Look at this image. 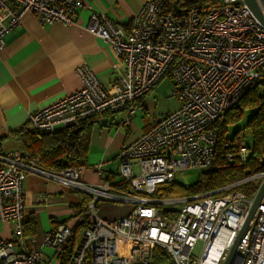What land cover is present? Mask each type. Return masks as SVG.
Returning <instances> with one entry per match:
<instances>
[{
	"label": "built area",
	"instance_id": "2783aa9c",
	"mask_svg": "<svg viewBox=\"0 0 264 264\" xmlns=\"http://www.w3.org/2000/svg\"><path fill=\"white\" fill-rule=\"evenodd\" d=\"M95 0H0V50L5 36L35 14L42 25H74L77 12ZM264 18V0H256ZM171 0H146L129 31L106 14L93 10L87 31L114 50L123 67L104 87L93 70L77 71L82 88L30 116L33 129L54 133L104 113L126 114L166 76L171 97L180 105L161 117L119 155V181L87 184L84 167L52 170L28 152L0 153V221L13 226L14 240L0 233V264H41L40 250L28 251L23 184L38 175L89 199L79 223L89 218L68 264H150L153 247L167 251L174 264H224L253 205V196L237 188L264 182V171L218 190L179 198H155L162 185L177 183L185 170H211L217 159V122L255 86L264 83V24L244 0L170 9ZM229 162L246 166L250 151L244 140L224 141ZM103 165L98 173L102 174ZM100 202L128 204L130 212L107 220L98 216ZM183 203L180 210L165 208ZM74 227L62 223L44 234L43 243L60 259ZM203 244L200 256L195 254ZM234 264H264V198L238 245Z\"/></svg>",
	"mask_w": 264,
	"mask_h": 264
},
{
	"label": "crops",
	"instance_id": "0c3cea01",
	"mask_svg": "<svg viewBox=\"0 0 264 264\" xmlns=\"http://www.w3.org/2000/svg\"><path fill=\"white\" fill-rule=\"evenodd\" d=\"M145 1L95 0L77 12L76 23L69 27L60 23L42 25L31 13L23 17L21 24L5 36V47L0 50V138H5L0 153L27 152L23 140L10 137V133L28 124L32 114L79 91L82 88L77 73L80 67H90L104 87L111 85L117 76L115 66L122 68L123 64L108 43L87 31L92 12L96 10L106 14L129 31ZM152 93L137 102L139 108L132 115L129 126L123 125L124 113H107L97 121L90 134L82 181L92 185L119 183L120 151L139 139L163 115L179 109L175 101L171 106L169 103L171 109L159 118L145 117V114L153 112ZM7 141L25 149L5 151L3 145ZM99 165H103L102 174L98 173ZM23 188L25 221L32 220L35 225V232L25 235L26 249L40 250L46 257L41 264H60L56 252L44 245V234L62 223L75 228L84 212L85 197L33 174L28 175ZM119 209L105 207L104 216L97 214L103 219L115 220L125 217L131 207ZM84 221L88 224L89 218ZM0 233L5 240H14L12 224L0 221Z\"/></svg>",
	"mask_w": 264,
	"mask_h": 264
},
{
	"label": "trees",
	"instance_id": "16d2710c",
	"mask_svg": "<svg viewBox=\"0 0 264 264\" xmlns=\"http://www.w3.org/2000/svg\"><path fill=\"white\" fill-rule=\"evenodd\" d=\"M178 1V8L174 7V3ZM219 0H171L170 9H190L196 5H215ZM263 89L260 85L252 88L240 102L229 110L223 120L217 122L219 128V144L217 148V159L213 169L202 175L198 183L190 187H184L178 183L162 185L154 195L155 198H179L190 194L205 193L215 191L239 181L252 174L264 171V83ZM244 109H252L254 112L248 120L247 126L251 130L253 136V146L250 148V157L247 165L238 164L237 161L229 162L226 155L231 152L224 147V141H234L237 137L227 139L225 137L227 126L231 123L239 121L243 115ZM93 116L87 120L79 122L71 128H61L54 133H40L33 129L30 122L18 131L10 133V137L21 138L27 147V152L41 159L42 164L46 168L52 170H63L73 167H84L87 165L88 148L90 134L101 116ZM110 114V113H108ZM5 138H0V147ZM115 187L126 189L124 183H117ZM259 188V182H253L237 188L241 192H245L249 196H253ZM78 194V192L74 191ZM81 194V193H79ZM84 196L83 194H81ZM85 197V208L89 199ZM86 221H82L74 228L71 240L64 248L60 256V264H68L71 259L80 232L87 226ZM24 232L26 237L35 232V225L32 220L24 222ZM150 264H174L171 256L165 249L159 246L152 248L150 253Z\"/></svg>",
	"mask_w": 264,
	"mask_h": 264
},
{
	"label": "rangeland",
	"instance_id": "374dc122",
	"mask_svg": "<svg viewBox=\"0 0 264 264\" xmlns=\"http://www.w3.org/2000/svg\"><path fill=\"white\" fill-rule=\"evenodd\" d=\"M172 87H173L172 79L170 77L166 76L163 80L160 81V83L151 92L148 93V94H150L153 92L151 94V97H150L152 100V103H153V105H152L153 112H149V113L145 114V117H147V118L150 117L151 119L155 117L157 119L163 113H165L169 109H171L168 107L169 103L171 106V102L176 101L174 98H172L170 96L171 91H172ZM260 90L262 91V87H260ZM174 107L175 106H173V108ZM179 107H180V105H179ZM253 112L254 111L252 109H244L243 115L239 121H237L236 123L228 124L225 137L227 139H232V138L237 137V139L235 138L236 140H238V138L241 140H244L246 145L248 146V148L249 147L251 148L253 146V136H252L251 130L247 126V123H248V120L250 119L251 115L253 114ZM14 148H18V149H22V150L25 149V147L18 145V144H15L11 141H7L3 145V150H5V151H7L9 149L11 150ZM208 171L209 170L205 171V170H199V169L185 170V171H183L177 175V183L181 186H184V187L193 186L196 183H198L200 181V179L202 178V175ZM183 206H184V204L180 203L176 206H166L165 208L180 210ZM105 207L115 208V209H118L119 211H120L119 208L125 207V208L129 209L128 204L100 202L99 206L97 208V213L104 216L103 211L105 210ZM110 210L111 209H109V211ZM202 248H203V244L199 242L195 248V251H194L197 256L201 255Z\"/></svg>",
	"mask_w": 264,
	"mask_h": 264
},
{
	"label": "water",
	"instance_id": "95a60500",
	"mask_svg": "<svg viewBox=\"0 0 264 264\" xmlns=\"http://www.w3.org/2000/svg\"><path fill=\"white\" fill-rule=\"evenodd\" d=\"M245 4L247 7L250 9V11L254 14V16L264 24V18L261 14L259 5L256 0H244ZM178 1L174 3V7L178 8L177 5ZM264 198V182L260 185L259 190L257 192V195L255 197V200L253 202V205L248 213V216L243 224V226L240 229V232L235 239L232 247L230 248V251L228 253L227 259L224 262V264H234L238 259H239V254H238V245L240 243V240L245 233L250 221L252 220L253 216L255 215L256 211L258 210L262 200Z\"/></svg>",
	"mask_w": 264,
	"mask_h": 264
}]
</instances>
